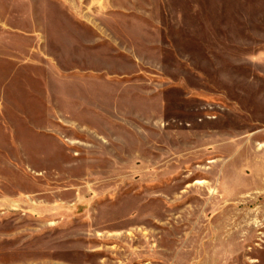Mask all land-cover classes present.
Wrapping results in <instances>:
<instances>
[{
	"label": "rangeland",
	"instance_id": "obj_1",
	"mask_svg": "<svg viewBox=\"0 0 264 264\" xmlns=\"http://www.w3.org/2000/svg\"><path fill=\"white\" fill-rule=\"evenodd\" d=\"M0 264H264V0H0Z\"/></svg>",
	"mask_w": 264,
	"mask_h": 264
}]
</instances>
